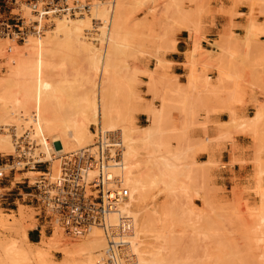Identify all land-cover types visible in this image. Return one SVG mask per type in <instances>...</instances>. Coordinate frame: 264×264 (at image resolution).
Masks as SVG:
<instances>
[{
  "label": "rangeland",
  "instance_id": "obj_1",
  "mask_svg": "<svg viewBox=\"0 0 264 264\" xmlns=\"http://www.w3.org/2000/svg\"><path fill=\"white\" fill-rule=\"evenodd\" d=\"M13 1H15L16 4H13ZM32 1L34 0H11V3L10 1L7 3L4 11L8 12L12 10V13L20 11L22 17L32 21L34 19L32 12L30 8L26 7V4ZM76 1L80 3H96V0ZM214 1L221 2L222 0H125V7L123 9L124 20L120 35L122 45L112 52L114 65L113 79L117 84L115 87L117 88L115 89L117 92L113 90V93L121 99L126 93L124 85L128 80L133 81L134 92H136L138 96V111L135 113L134 119L135 129L142 130V128H146L150 124L148 115H146L143 110L148 105L157 106L159 104V99L157 97L155 98L153 94L149 92L148 86L145 84L149 79L148 73L152 71L153 80L155 82L154 89L156 93L159 94L160 92L161 94L165 92L169 93V89L167 88L168 80L171 79L173 82L176 80H173L174 78H168L160 72L169 66V63L166 64L167 62L165 63L163 59L164 54L173 51L171 45L173 42L176 45L175 36H180V33L183 32L190 33L193 36L192 40L194 39L199 43L200 52H198L199 55L197 54L196 59L198 60L196 68H200L199 70H203L202 73H205L211 68L216 69L219 65L228 67L231 74L235 76L234 81L236 80V83H234L237 84L236 89L238 90L235 89L236 95L230 98L229 94L234 91V87H232L234 83H230V81L219 83L216 78V86L211 85L210 82L208 85L209 87L211 86L210 88L208 86L204 87L203 85L199 86L200 89L196 91L199 97H197L198 99L196 98L197 102L194 104L195 107L199 104L202 107H206L205 105L208 104L211 98H219V100L223 102V107L219 111L227 112L230 119V111L238 115L235 109L240 106H247L250 104L255 112L258 106L264 105V43L259 42V37L264 36V22H258V17L264 20V0H227L233 3L241 1L250 3L249 13L246 16L247 26L243 28V38L239 37V35H235L232 27L224 28L222 34L218 36V40L213 43L214 49L217 50L219 54H217L214 59H211L209 58L211 53L203 50L201 47L202 42L207 43L201 35L203 26H205V21L207 19L212 18V16L216 14H228L221 10H213L210 3ZM0 6L3 11V5L0 4ZM103 7L107 8L109 12L111 11L110 6L104 5ZM254 9L258 10L257 13H255ZM229 15L230 17L234 16L233 14ZM54 20L52 19L50 21L51 26L45 30L54 27ZM90 21V28L88 32H85V36H88V34L95 36L98 33L96 32L98 28L96 25L97 21L92 20V18H90ZM251 25L254 26V29L252 28L253 32L249 29ZM249 30L250 33H248ZM42 36H45V31ZM192 40L190 42L191 47L194 41ZM0 42H5V48L12 44L18 46L25 44V41L15 42L1 38ZM103 44L99 45L98 48L103 49L107 47L105 43ZM60 45L58 49L48 50L40 57L41 66L36 75L38 80V84L36 85L40 86L36 87L34 94H40V92L45 89V85L42 84L51 83L52 86H56L55 96L59 97L63 103L70 104L83 95L92 94L90 92L96 90L101 76H99L97 71L91 69L85 53L83 54L79 48L76 49L75 45L72 44L71 46L70 43L67 44V42L65 40L62 41V39H60ZM186 56H189L188 51L185 53V57ZM151 59H155L156 65L153 70H148L144 64H148ZM161 61L164 62L161 63ZM203 68H205V70ZM7 71L8 67L6 61L0 58V77L7 76ZM143 79L147 80L143 82ZM91 81L95 84L94 90L92 91L91 88L93 84L90 83ZM164 81L167 83L165 84ZM247 92L250 94L257 92L259 100L254 102L245 101ZM174 104L175 103L169 106L170 116L168 115V119H170L169 122L171 121L170 126L174 127V131L171 132L172 135L169 132V140L173 148L182 142L181 140L184 142V139L187 140L190 138L191 141L192 137L193 139L198 138L199 141L206 145H212V152L201 153V150V152L198 149L195 151V148L193 149V154H191L192 152L187 153L188 155L191 154L192 157L187 156L186 159H188V161L184 160L186 161H183L184 164L187 162L192 163L193 161L194 164L196 163L195 165L199 163L201 166L198 165V173L194 171L195 173L192 174L195 175H191L192 177L190 176L191 178L189 180L183 179L182 184L185 185L184 187L186 188L185 192H183L185 196L178 190L172 193L173 196L168 192L165 194L162 187H150L147 190L146 202L149 207L152 206L154 201V204L166 207V210H169L168 212L171 214L169 222L171 220L175 222H170L172 225L175 224L173 227H170L174 230V232L171 231L173 234L171 237L175 246L172 249L173 254L170 259L172 261L174 260L173 262L175 263H171V260L169 263L206 264L209 263L211 259L212 261L215 260L216 257L213 256H217L219 249H221L220 247H222V249L224 247L226 250L230 248L234 251L235 255L240 257L247 256V260H245L248 264L259 263V260L262 261V259H264L262 258L264 256L261 257V255H259V251L264 249V247H262L264 246L262 245L264 240L260 238L261 241H259L260 239L258 240V238L256 239L252 236L259 235V237H264V233H262L264 231L261 229V231L258 230L261 228L262 223H264V197H262L264 194L261 192L264 191V122H262V125H259V130L257 129L258 133L254 134L244 126L245 124H242V121H247L251 115L250 117L247 115L244 117L238 115L241 121H238L235 125H225L221 123L211 124L207 122H197L195 108L193 114L190 116V120H188L190 121L189 124L187 125L186 123V128L181 129L185 126L181 125L184 118L180 117L183 116L180 112L174 111L175 107L178 106ZM140 114L145 115V120L139 118ZM180 125L183 127H180ZM94 126L97 125H92L90 127L91 132ZM207 126L216 128V133L214 135H207L205 131ZM197 130H203V135L201 137H198L199 135L195 133ZM179 133L180 135H184V138L181 140L180 138L183 137V135L180 137V135H178ZM216 136H218L217 140H213ZM205 138H208L209 141H204ZM235 138L239 140L240 146L235 143ZM179 140L180 142H178ZM225 145L228 146V153L220 157L219 155ZM12 154L13 153H0V164H4L6 160H10ZM189 159H191L190 162ZM208 160L211 163H209ZM205 161H207V163ZM53 162H42L45 164L36 167V169L32 171L25 168L21 171L9 172L8 169H5L4 174L7 177L5 181H10L13 189L22 188V191H27L26 181L28 180L30 184L33 183L34 179L40 175L37 174V172H42L44 166L50 165L51 172L56 173L59 164L57 157ZM204 163L206 164L205 166ZM178 192L179 194L177 195L176 193ZM259 195L261 196L259 197ZM25 201L26 199L24 201L19 199L15 202V206L7 204L0 205V241H5L10 238L19 240L21 238L20 235L18 237L20 227H29L31 230L27 231V234H40L36 243H32V247H36L41 240H48L56 226H53L54 223L50 219L36 218L32 207ZM179 209H183L184 211H180ZM186 211L189 212V216L186 215L188 214ZM243 211L246 212L248 216L245 215L246 213ZM184 212H186L185 215ZM182 215L185 220L181 218ZM246 216L248 218H246ZM237 217L239 221L236 219ZM176 218L178 219L176 220ZM191 218L193 220H191ZM181 220L184 221L181 222ZM208 222L211 224L212 222L213 224L215 223L214 226L217 225L212 227L213 224L211 225ZM248 223L252 225L250 229H248ZM187 224H189L191 228H185V226H188ZM248 231H250L252 236H249ZM227 233L230 237H228ZM239 234L243 235L240 236ZM245 235L246 237L244 238L246 239L243 240L242 236ZM251 237L255 242L251 240ZM64 238L67 240L68 247L78 245L82 241V237L79 238L77 236L68 235L67 233L64 234ZM208 239L210 241H208ZM248 239L253 241L252 244H254L257 249L254 248L255 246L253 247L254 249L252 248L253 245L250 244L251 241ZM230 240H232V242H230ZM257 240L259 243H256ZM19 241H21V239ZM233 242L234 244H232ZM210 244L212 246L215 244L214 249H212V246L210 247ZM248 246L250 248H248ZM247 248L250 252L249 255V252L246 251ZM45 249L48 250L47 248ZM215 249L217 251H214ZM252 249L256 253H253V251L251 252ZM48 252L50 263L47 262V264H73L77 260L76 255L72 253L64 254L57 248H50ZM204 254H206L207 257H205ZM251 254L256 257H252ZM248 258L251 260L249 261ZM256 260L259 262H256ZM212 261L210 263H212ZM28 264L37 263L31 260Z\"/></svg>",
  "mask_w": 264,
  "mask_h": 264
},
{
  "label": "bare ground",
  "instance_id": "obj_2",
  "mask_svg": "<svg viewBox=\"0 0 264 264\" xmlns=\"http://www.w3.org/2000/svg\"><path fill=\"white\" fill-rule=\"evenodd\" d=\"M9 1L11 3V0H5L6 3ZM76 2L80 3L79 1ZM87 3L90 5V11L88 13L74 15L73 17L63 16L54 18V27L45 30V36H28L24 40L25 44L21 46L12 44L5 48V42H0V58L6 61L8 67L7 76L0 77V153L14 154V138H22L28 133L30 139L36 142L38 146L34 156L37 157L40 162H53L56 157L58 160V157L64 155L68 156L70 153L90 147L94 138V134L90 130L92 125L99 126L103 133H117L119 142L123 148L122 162L120 167L110 171V175L112 178H120L122 186L127 190V198L117 205L115 210L108 215L106 224L113 229H117L116 232L119 230L121 236L120 241L117 243H120L121 246L113 250L114 253L112 254L115 255L116 261H111L108 258L107 241L100 228L92 227L85 231V234L79 233L72 235L60 224L53 222V226L56 227L48 240H41L36 247H32L33 244L28 240L27 234V231L31 230V228L22 226L18 234L22 242L19 241L20 239L18 240L16 238L0 241V264H28L31 260L35 261L37 264H47V262H49L48 251L50 248L60 249L64 254L72 253L76 255L77 260L73 264H170L169 262L172 261L170 257L173 254L172 249L175 247L171 237L174 230L170 227H173L175 224H170V222H172V220L169 222L171 214H169V210H166V207L154 204L155 201L152 206L149 207L146 202L147 190L150 187H162L164 193L167 194L166 192H168L171 196H173L172 193H175L176 190L182 193L185 192V185L182 184L183 179L189 180L192 177L191 175H195L192 173H198V165L201 166L199 163L195 165L196 163L194 164L193 161L192 163L187 162L188 164H184V162L188 161L186 157L191 156L195 148V151L198 149L202 151H200L201 153H209L211 151L212 145H206L199 141L198 138L193 139L191 137V141L190 138H186L187 140L184 139L183 142L181 139L184 138V130L182 132L183 134H178L180 137L183 135V137H179L182 142L179 140L178 142L180 143L178 144L177 142L178 145L176 147L174 146L175 148H173L169 140V132L172 135L171 132L174 131V127L170 126L171 121L169 122L170 119H168L170 116L169 106L173 103H175L174 105L177 104L178 106L175 107L176 110L174 109V111H178L183 115L180 116L184 118V121H182L183 124L181 123V125H185L186 123L188 125L190 122L188 120H190V116L195 110L194 104L197 102V97H199L196 91L200 89V85L206 87L210 82L209 78L202 76L204 74L202 73L203 70L201 71L199 70L200 68H196L198 60L196 58L198 52H200L199 43L193 39L192 47L188 50L189 56L185 62L188 73L185 76V84L176 82L175 78L173 79L175 80L174 82L171 79V81L168 80V83L165 82L166 80L164 81L165 84L167 83L168 85L167 88L169 91H167L169 93H156L152 71H148L149 79L145 84H147L149 92H151L155 98L157 97L159 99V104L157 106L148 105L143 110L146 115H148L150 124L146 128H142V130H137L134 128V119L135 113L138 111V96L136 92H134L133 81L128 80L126 82L124 85L126 93L121 99L113 93V90L115 91V89H117L115 88L117 84L113 79L114 65L112 52L122 45L120 35L124 20L123 9L125 7V0H116V2L113 0L112 4L97 2V0L96 3ZM38 4L40 5V3ZM102 4L110 6L111 11L109 12ZM26 5L27 8H30L28 3ZM2 9L4 10L5 7H2ZM90 18L97 21L96 25L98 28L96 32L98 33L95 36H91L90 34L85 36V32H88L90 28ZM253 27L254 26L251 25L249 29L252 31ZM248 33H250V30ZM60 39H62V41L65 40L67 44L70 43L71 46L72 44L75 45L76 49L79 48L83 54L85 53L91 69L97 71L99 76H101L96 90L94 92H90L89 90L92 94L80 95V98L70 104L63 103L59 97L55 96L56 86H52L51 83L42 84L45 85V89L42 90L40 94H34L36 87L40 86L36 85L38 84L36 75L41 66L40 57L48 50L58 49L61 46ZM101 42L102 44L105 43L107 47L99 49V45H102ZM174 45L175 43L173 42L171 45L173 50ZM162 62L164 61H161V63ZM203 69L205 70V68ZM215 70L217 71V82L222 83L230 81V83H236V80L234 81L235 76L231 74L228 67L219 65ZM90 83L93 84L92 81ZM235 83L232 85L234 91L232 93L229 92L231 93L229 94L230 98L236 95L235 89L237 88V84ZM94 85L95 84H93L91 91L94 90ZM115 92H117V90ZM238 121H241V118L236 113L230 111L229 121L221 124L235 125ZM242 122L252 133H258L257 129L259 130V125H262V122H264V105L258 106L253 116L247 121ZM181 125L180 127H183ZM185 128L186 125L181 129ZM217 138L218 136L214 137L213 140H217ZM204 141H209V139L205 138ZM190 152L192 153L188 155L187 153ZM190 160L191 159H189V162ZM205 162L207 163V161ZM209 163L211 162L209 161ZM205 165L204 163V166ZM37 174H41V172H37ZM179 192L176 194L178 195ZM261 192L264 194V191ZM260 196L261 195H259V197ZM186 212H184V215ZM186 215L189 216V212ZM245 215L248 216L247 213ZM247 216L246 218H248ZM183 217L182 215L181 218ZM192 218L191 220H193ZM177 219L178 218H176V220ZM236 219H238V217ZM184 220H181V222ZM250 221L252 222L251 219ZM172 223H175L174 220ZM214 224L212 227L217 225L214 226ZM187 225L188 226H185V228L190 227L189 224ZM262 225H264V223H262ZM262 225L258 230L261 229L264 231V226ZM251 226L250 223L248 229H250ZM217 227L221 228L220 226ZM248 232L249 236H252L250 231ZM65 233L79 238L82 237V241L78 245L68 247L67 240L64 238ZM228 237H230L229 234ZM244 237H246V235L242 236L243 240L246 239ZM252 237L258 238V240L260 238L264 240V237H259V235ZM253 238L251 240H253ZM261 239L259 241H261ZM208 241L210 240L208 239ZM253 241L255 242V240ZM253 241H251L250 244H252ZM230 242H232V240H230ZM232 244H234V242ZM252 245L253 248L255 245ZM262 245H264V243H262ZM211 246L210 244V247ZM214 247L215 244L212 246V249H214ZM220 248L217 256H213L216 257L215 260L212 261L211 259L212 263H210V261V264H248L246 262L247 256L240 257L235 255L234 251L230 248L226 250L223 247L226 251H224L222 247ZM248 248L250 247L248 246ZM248 248L246 250L247 252H249ZM254 248H256V246ZM214 251L217 250L215 249ZM253 253L256 252L253 251ZM249 254L250 252L248 255ZM251 255L254 258L256 257L253 256V254ZM259 255H261V257L264 256V249L259 251ZM204 256L207 257L206 254H204ZM250 260L251 259H249V261ZM173 261L171 263H175ZM259 261L256 260V262L264 264V259Z\"/></svg>",
  "mask_w": 264,
  "mask_h": 264
},
{
  "label": "built area",
  "instance_id": "obj_3",
  "mask_svg": "<svg viewBox=\"0 0 264 264\" xmlns=\"http://www.w3.org/2000/svg\"><path fill=\"white\" fill-rule=\"evenodd\" d=\"M113 0H97L112 4ZM40 3V5L38 4ZM3 2V7H6ZM13 4H16L13 1ZM34 19L26 20L20 11L12 13L0 10V38L24 42L28 36H42L56 17L88 13L90 5L68 0H34L28 2ZM93 143L90 147L58 157L56 173L50 165L33 183L26 181V190L13 189L10 181H5L4 170L32 171L42 163L34 156L38 146L28 136L14 138L15 152L10 160L0 164V205H16L19 199L29 204L36 218L50 219L73 234L84 233L92 227L102 230L107 241L109 260L116 261L114 249L120 248V233L106 224L107 217L116 206L127 198V190L119 177H111L110 171L122 162L123 148L117 133H103L99 126L92 129ZM27 137V138H26ZM93 173V174H92Z\"/></svg>",
  "mask_w": 264,
  "mask_h": 264
},
{
  "label": "crops",
  "instance_id": "obj_4",
  "mask_svg": "<svg viewBox=\"0 0 264 264\" xmlns=\"http://www.w3.org/2000/svg\"><path fill=\"white\" fill-rule=\"evenodd\" d=\"M5 2V0H0V4ZM210 6L213 10L227 12L228 14L220 15L216 14L212 16V18L207 19L205 21V26H203V30L201 35L203 39L207 41V43L202 42L201 47L205 51H209L211 55L209 58L214 59L218 53L217 50L214 49L213 43L218 40V36L222 34L224 28L232 27L233 33L235 35H239V37L243 38V28L247 26L246 16L249 13V2H229L227 0L214 1L210 3ZM1 8V6H0ZM255 13H257V9H254ZM229 14H233V17H230ZM256 15V14H255ZM258 22L262 23L260 17H258ZM193 36L190 33H180V36H175L176 45H174V50L169 51L164 54L163 59L165 62L169 63V66L163 70H161V74H164L168 78H175L176 81L180 84H185V76L187 75V68L185 66V61L187 56L185 57L186 51H188L191 47V40ZM259 42L264 43V36L259 37ZM148 70H153L156 65L155 59H151L148 64H144ZM175 76V77H174ZM202 76L209 78L211 85L216 84L217 72L214 68H211L209 71L205 72ZM147 79H143L145 82ZM184 82V83H183ZM213 99V100H212ZM259 100V95L257 92H253L252 94L246 93L245 101H254ZM208 102V101H207ZM198 106V107H197ZM196 108V120L197 122H207L211 124H219L228 121L229 115L227 112L219 111L223 107V102L219 100V98H211L206 107H202L197 105ZM236 108V107H235ZM234 108V109H235ZM238 115L241 116H252L254 113V109L252 105L248 104L247 106H240L235 109ZM139 118L141 120H145V115L140 114ZM207 135H214L216 133V128L212 126H207L205 128ZM195 133L201 137L203 135V130H197ZM235 143L240 146V142L237 138H235ZM228 146H223L222 151L220 153V157L227 155ZM19 189V188H18ZM40 237V234L28 233V240L31 243H36L37 238Z\"/></svg>",
  "mask_w": 264,
  "mask_h": 264
}]
</instances>
